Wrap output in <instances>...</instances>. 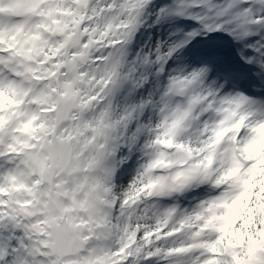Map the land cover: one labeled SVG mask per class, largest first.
I'll return each instance as SVG.
<instances>
[{
  "label": "snow or ice",
  "instance_id": "snow-or-ice-1",
  "mask_svg": "<svg viewBox=\"0 0 264 264\" xmlns=\"http://www.w3.org/2000/svg\"><path fill=\"white\" fill-rule=\"evenodd\" d=\"M0 264H264V0H0Z\"/></svg>",
  "mask_w": 264,
  "mask_h": 264
}]
</instances>
